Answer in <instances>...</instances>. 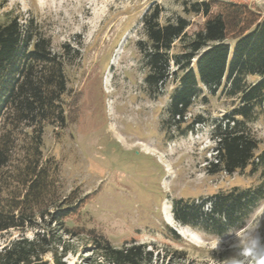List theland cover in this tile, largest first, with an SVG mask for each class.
Instances as JSON below:
<instances>
[{"label":"rangeland","instance_id":"374dc122","mask_svg":"<svg viewBox=\"0 0 264 264\" xmlns=\"http://www.w3.org/2000/svg\"><path fill=\"white\" fill-rule=\"evenodd\" d=\"M153 1L0 0L1 20L17 17L26 25L31 19L65 56L66 125L49 126L42 146L43 162L54 166L63 209L70 211L62 220L68 246L63 260L107 264L98 242L121 247L135 241L153 251V264H258L264 258V197L220 233L203 223L185 224L173 213L177 199L209 214L215 195L264 188V164L232 174L213 166L214 128L219 122L224 126L240 105L238 97L226 94L224 81L213 93L200 84L184 122L171 124V96L180 74L169 75L159 89L150 87L138 46L144 39L142 14ZM156 1L163 7V22L185 16L190 34L208 17L188 14L187 0ZM194 1L203 0L187 2ZM223 1L247 3L264 18V0ZM218 10L214 3L212 12ZM175 69L171 62V73ZM237 130L256 138V153L264 154V103L251 119L239 120ZM166 201L172 224L163 215ZM47 223L37 218L25 232L0 231V250L23 233L33 237ZM46 257L53 260L51 254Z\"/></svg>","mask_w":264,"mask_h":264},{"label":"trees","instance_id":"16d2710c","mask_svg":"<svg viewBox=\"0 0 264 264\" xmlns=\"http://www.w3.org/2000/svg\"><path fill=\"white\" fill-rule=\"evenodd\" d=\"M187 1L183 4L188 14L208 16L203 28L191 34L185 16L163 22V7L156 0L143 12L144 39L138 46L149 69L146 81L159 89L169 75L180 74L170 105L175 126L184 122L200 84L213 93L224 81L226 94L238 97L240 105L226 116L224 126L219 122L214 128L213 166L229 174L250 164L257 168L264 164V154L256 153L258 141L237 130V123L251 119L264 103V18L244 2ZM214 3L216 12H212ZM171 62L176 67L173 73ZM65 64V56L53 49L34 21L23 25L17 17L0 19V231L25 232L37 218L48 222L33 237L23 233L4 245L0 264H66L68 246L61 231L70 211H64L66 203L57 193L54 166L44 163L42 154L46 129L66 125ZM263 197L261 186L215 195L209 214L177 199L173 213L185 224L203 223L220 233L242 220ZM57 222L55 230L52 224ZM98 244L107 264H153L155 260L143 243Z\"/></svg>","mask_w":264,"mask_h":264},{"label":"bare ground","instance_id":"6f19581e","mask_svg":"<svg viewBox=\"0 0 264 264\" xmlns=\"http://www.w3.org/2000/svg\"><path fill=\"white\" fill-rule=\"evenodd\" d=\"M105 82H106V86H108V82H109V76L106 75L105 76ZM163 215L165 217V220L169 223L172 224L173 223V218H172V210H171V206L170 204L166 201L163 205Z\"/></svg>","mask_w":264,"mask_h":264},{"label":"clouds","instance_id":"9594fccd","mask_svg":"<svg viewBox=\"0 0 264 264\" xmlns=\"http://www.w3.org/2000/svg\"><path fill=\"white\" fill-rule=\"evenodd\" d=\"M258 264H264V258H261V259L258 261Z\"/></svg>","mask_w":264,"mask_h":264}]
</instances>
